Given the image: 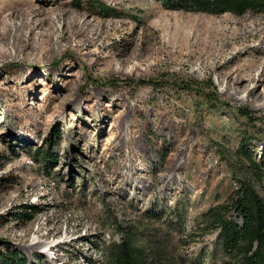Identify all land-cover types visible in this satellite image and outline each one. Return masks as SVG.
I'll list each match as a JSON object with an SVG mask.
<instances>
[{"label":"rangeland","instance_id":"374dc122","mask_svg":"<svg viewBox=\"0 0 264 264\" xmlns=\"http://www.w3.org/2000/svg\"><path fill=\"white\" fill-rule=\"evenodd\" d=\"M189 1L0 0V264H108L125 231L221 264L208 209L264 198V12Z\"/></svg>","mask_w":264,"mask_h":264},{"label":"trees","instance_id":"16d2710c","mask_svg":"<svg viewBox=\"0 0 264 264\" xmlns=\"http://www.w3.org/2000/svg\"><path fill=\"white\" fill-rule=\"evenodd\" d=\"M187 5L189 9L197 8L210 13L264 12V0H190ZM231 209L239 213L241 223L226 217V213ZM203 223L204 228L220 229L217 238L222 242L221 264H264V198L248 185L240 187L235 199H227L220 206L209 208ZM125 233L126 238L118 243H111V246L105 249L107 263L146 264L143 252L134 237L128 231ZM3 262L22 264L26 261L19 262L15 254L4 255Z\"/></svg>","mask_w":264,"mask_h":264},{"label":"bare ground","instance_id":"6f19581e","mask_svg":"<svg viewBox=\"0 0 264 264\" xmlns=\"http://www.w3.org/2000/svg\"><path fill=\"white\" fill-rule=\"evenodd\" d=\"M8 32V31H7ZM0 35H2V34H0ZM5 36H6V34H5ZM3 38V37H2ZM5 38V37H4ZM261 38V37H260ZM264 59V58H263ZM256 62V61H255ZM264 63V62H263ZM262 63V64H263ZM254 64V63H253ZM263 66V65H262ZM264 67V66H263ZM254 68V67H253ZM262 71H264V70H262ZM262 71H261V73L259 74L260 76H263L261 79L259 78L258 80H257V85H255L254 87H253V89H257L258 87H259V85H264V75H262ZM240 70L239 69H235L234 70V77L235 78H237V79H240V77H242V76H240ZM244 78V77H243ZM242 78V79H243ZM248 78V80H250L251 79V76H248L247 77ZM264 91H261V92H259L258 93V95H261V94H263V96H264V93H263Z\"/></svg>","mask_w":264,"mask_h":264}]
</instances>
